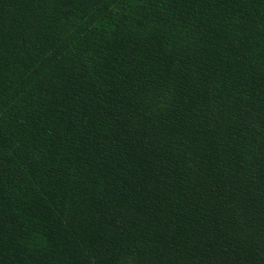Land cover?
<instances>
[{
	"label": "trees",
	"instance_id": "trees-1",
	"mask_svg": "<svg viewBox=\"0 0 264 264\" xmlns=\"http://www.w3.org/2000/svg\"><path fill=\"white\" fill-rule=\"evenodd\" d=\"M0 264H264V0H0Z\"/></svg>",
	"mask_w": 264,
	"mask_h": 264
}]
</instances>
